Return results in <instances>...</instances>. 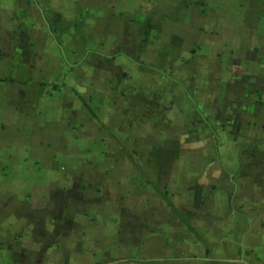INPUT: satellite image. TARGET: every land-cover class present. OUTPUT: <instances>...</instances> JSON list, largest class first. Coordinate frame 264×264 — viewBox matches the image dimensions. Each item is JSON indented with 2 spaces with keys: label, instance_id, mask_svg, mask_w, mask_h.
Returning <instances> with one entry per match:
<instances>
[{
  "label": "crops",
  "instance_id": "0c3cea01",
  "mask_svg": "<svg viewBox=\"0 0 264 264\" xmlns=\"http://www.w3.org/2000/svg\"><path fill=\"white\" fill-rule=\"evenodd\" d=\"M0 264H264V0H0Z\"/></svg>",
  "mask_w": 264,
  "mask_h": 264
},
{
  "label": "rangeland",
  "instance_id": "374dc122",
  "mask_svg": "<svg viewBox=\"0 0 264 264\" xmlns=\"http://www.w3.org/2000/svg\"><path fill=\"white\" fill-rule=\"evenodd\" d=\"M109 56H110V55H109ZM102 66H103V69H106V70H107L108 68H110V67H108V66H105V63H103V62H102ZM26 78L28 79V76H27ZM107 79H109V78H107ZM104 80H106V79H103V81H104ZM112 80H113V79H112ZM63 81H64L63 79L58 78L57 81H56V82L58 83L57 85L61 86L62 83H63Z\"/></svg>",
  "mask_w": 264,
  "mask_h": 264
}]
</instances>
